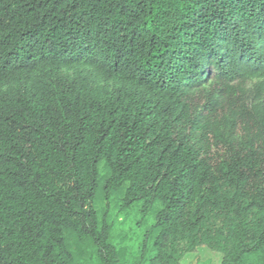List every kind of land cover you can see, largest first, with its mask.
<instances>
[{"label": "trees", "instance_id": "16d2710c", "mask_svg": "<svg viewBox=\"0 0 264 264\" xmlns=\"http://www.w3.org/2000/svg\"><path fill=\"white\" fill-rule=\"evenodd\" d=\"M111 195L264 264V0H0V264H124Z\"/></svg>", "mask_w": 264, "mask_h": 264}, {"label": "rangeland", "instance_id": "374dc122", "mask_svg": "<svg viewBox=\"0 0 264 264\" xmlns=\"http://www.w3.org/2000/svg\"><path fill=\"white\" fill-rule=\"evenodd\" d=\"M252 84L248 85V88ZM109 208L115 219L114 238L124 250V264H134L140 248L141 235L145 225L151 220L152 208L144 204L135 206L129 211L122 210L118 195H111ZM107 201L101 200V207ZM222 256L205 246L199 247L196 252L189 253L184 259V264H221Z\"/></svg>", "mask_w": 264, "mask_h": 264}]
</instances>
